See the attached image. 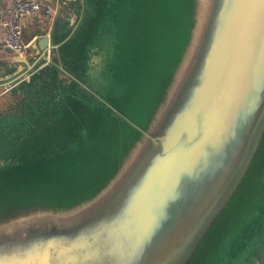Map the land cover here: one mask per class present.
I'll list each match as a JSON object with an SVG mask.
<instances>
[{
	"label": "water",
	"instance_id": "95a60500",
	"mask_svg": "<svg viewBox=\"0 0 264 264\" xmlns=\"http://www.w3.org/2000/svg\"><path fill=\"white\" fill-rule=\"evenodd\" d=\"M67 1L74 22L55 23L50 36L39 39L36 56L14 55L6 67L14 73L0 83L6 93L51 64L52 52L82 23L83 0ZM173 1L181 19L174 40L165 48L160 41L155 74L138 95L126 96L123 112L83 78L118 116L108 137L121 143L114 172L71 207L32 208L1 222L16 224L9 235L0 234V264H202L219 227L238 215L264 152V0L211 1L197 53L175 95L200 0ZM63 11L58 6L57 16ZM54 32L69 35L54 44ZM114 46L112 34L105 66ZM36 213L46 217L20 220Z\"/></svg>",
	"mask_w": 264,
	"mask_h": 264
},
{
	"label": "trees",
	"instance_id": "16d2710c",
	"mask_svg": "<svg viewBox=\"0 0 264 264\" xmlns=\"http://www.w3.org/2000/svg\"><path fill=\"white\" fill-rule=\"evenodd\" d=\"M174 2L83 0L86 15L73 36L52 52L51 64L14 84L5 94L8 99L0 96V106L4 105L0 108V153L15 151L67 124L73 132L66 147L60 145L0 168V223L32 208L71 207L92 196L112 175L121 143L119 137V141L115 137L111 142L108 137L116 130L118 116L92 95L83 81L96 62L89 48L90 32L107 10L112 13L115 46L106 66L105 56H98L97 66L105 68L97 89L123 112L126 96L138 95L142 83L155 74L160 41L165 48L174 40L173 26L177 30L181 22L180 16H175ZM68 35L58 37L54 32L53 43H61ZM6 67L0 69V76L5 77L1 81L14 73ZM255 173L249 185L251 192L242 197L245 201L238 215L219 227L217 238L204 251L202 264H224L229 246L263 208L264 152ZM229 264H264V221L235 247Z\"/></svg>",
	"mask_w": 264,
	"mask_h": 264
},
{
	"label": "rangeland",
	"instance_id": "374dc122",
	"mask_svg": "<svg viewBox=\"0 0 264 264\" xmlns=\"http://www.w3.org/2000/svg\"><path fill=\"white\" fill-rule=\"evenodd\" d=\"M106 15H108V16L106 17ZM110 15L111 14L109 12L108 13L105 12L103 14V16L100 17V19L93 24V28L90 32V38L88 39L89 48H91V50H92L91 51L92 58L96 57L95 58L96 62L95 63L93 62V66H90V69H89L87 75L84 77V79L87 82H89L88 86L91 89H93V88L97 89L98 86L100 85V84H98V82L102 80V73L101 72L104 68H103V66H101L99 68V66H97V64L99 63V60H100V58L98 57L99 55H105L106 56L108 41H110L112 39L113 32L111 31V29L108 25V22H107V19ZM24 38H25V32H24ZM96 93H98V91H96ZM5 94H7V93H5ZM5 94H4V96H6ZM95 96L98 97V94ZM143 96H148V95H143ZM155 96H157V95H155ZM6 99H8V97ZM1 107H4V105L2 104L0 106V108ZM72 133L73 132L71 131L70 125L67 124V125L62 126L59 130H56L54 132H51V130H50L47 133H44L43 134L44 138L33 139V140L29 141L27 143V145H24L15 151H9L7 153H0V168H2L5 165L12 166L15 163H19L23 160L33 158L34 156L40 155L45 150L55 149V148L59 147L60 145L66 147L67 142L69 141V137H70V141L73 138L71 136ZM76 141L77 140L75 139L74 142H76ZM44 215H45V213H36L32 216H28L25 219H20V220H31V219L39 218V217H46ZM59 215H61V214H59ZM53 217L57 218L59 216H58V214H56V215L53 214ZM263 221H264V206L260 210L258 216L254 220H252L251 224L242 232V234L240 235V237L236 241V243L231 244L229 246V248L227 249V251L224 254V258H225L224 264H229V261L233 255V251H234L235 247L239 243H242L249 236V234L252 231L256 230L259 226H261ZM15 224H16V222H12V221H9L7 223L2 224L0 226V234H8L9 235L10 232L12 231V226ZM1 242H3V240L2 241L0 240V244H1ZM2 247H3V244L0 245V248H2Z\"/></svg>",
	"mask_w": 264,
	"mask_h": 264
},
{
	"label": "built area",
	"instance_id": "2783aa9c",
	"mask_svg": "<svg viewBox=\"0 0 264 264\" xmlns=\"http://www.w3.org/2000/svg\"><path fill=\"white\" fill-rule=\"evenodd\" d=\"M43 8L42 0H16L0 13V27L5 32L4 45L18 57L32 55L31 43L24 38L23 21L38 16ZM46 15L52 17L54 8L46 7Z\"/></svg>",
	"mask_w": 264,
	"mask_h": 264
},
{
	"label": "crops",
	"instance_id": "0c3cea01",
	"mask_svg": "<svg viewBox=\"0 0 264 264\" xmlns=\"http://www.w3.org/2000/svg\"><path fill=\"white\" fill-rule=\"evenodd\" d=\"M16 0H0V13L5 10L8 6L12 5ZM43 2V8L41 13L33 18H29L23 21V26H24V32H25V39L31 43V47L35 50V54H32L33 56H36L37 53H39V48H38V41L41 37L49 35L54 28L55 23H59L62 21V19H70L71 24L74 22V19L71 18V13L68 7L70 6V2L67 0H60L57 4L50 5L49 1L47 0H42ZM63 5L64 6V11L63 15L57 16V9L58 6ZM47 6H52L54 9H56L55 15L52 17H48L46 15V7ZM46 32L45 35L41 36V32ZM4 37H5V32L4 30L0 27V69L3 67V65L12 63L14 61V54L4 45ZM24 67L21 66L20 70L23 69ZM0 73L3 74V70H0ZM10 76H7L10 78ZM2 79H5V77L0 76V83L6 81H1ZM8 89L3 88L0 86V95H4Z\"/></svg>",
	"mask_w": 264,
	"mask_h": 264
},
{
	"label": "bare ground",
	"instance_id": "6f19581e",
	"mask_svg": "<svg viewBox=\"0 0 264 264\" xmlns=\"http://www.w3.org/2000/svg\"><path fill=\"white\" fill-rule=\"evenodd\" d=\"M211 1L212 0H200L199 21L196 29L195 40L193 42L191 49L189 50V53L183 64V68L178 76V80L172 90V95H175L177 93V90L180 88V85L183 82L185 75L189 71L190 66L197 53L198 50L197 48L200 45V41H201L200 36L203 30L204 23L206 25V21L211 11Z\"/></svg>",
	"mask_w": 264,
	"mask_h": 264
}]
</instances>
